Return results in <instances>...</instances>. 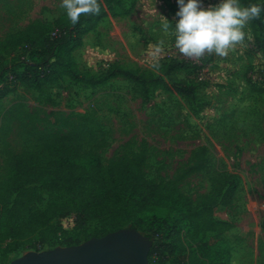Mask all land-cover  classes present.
I'll return each instance as SVG.
<instances>
[{
	"label": "rangeland",
	"instance_id": "374dc122",
	"mask_svg": "<svg viewBox=\"0 0 264 264\" xmlns=\"http://www.w3.org/2000/svg\"><path fill=\"white\" fill-rule=\"evenodd\" d=\"M61 2L0 0V40L35 19L57 18L65 11ZM217 3L219 0H203L205 7ZM177 10V0H139L129 16L104 18L74 54L82 68L94 73L118 62L160 74L165 61L188 60V71L174 75L180 79L198 77L202 83L199 100L188 103L163 90L143 100L138 87L122 78L88 86L65 77L43 91L19 85L1 102L0 187L7 185L10 157L25 149L41 150L43 138L50 135L74 133L84 149L101 156L106 167L114 159L128 161L142 152L149 178L175 181L192 198L201 220L227 222L220 225L219 234L231 246L232 264H264V85L248 77L264 60L253 43L251 21L244 29L251 39L246 36L226 56L205 53L200 58L187 57L179 53L174 37L162 27L165 18L175 23ZM16 56L15 50L5 54L8 60ZM227 173L239 176L233 204L208 208L204 196ZM157 212L175 224L173 213L164 208ZM75 220V215H70L62 224L76 236ZM188 223L181 225L183 244L174 248L172 261L176 264H181L191 249L184 245L191 237ZM85 231V235L101 233L100 220L89 222ZM217 234L208 231L205 238L213 240ZM56 246L50 242L44 249ZM7 247V241L0 242V264L3 258L8 264L33 250L26 246L7 252Z\"/></svg>",
	"mask_w": 264,
	"mask_h": 264
},
{
	"label": "trees",
	"instance_id": "16d2710c",
	"mask_svg": "<svg viewBox=\"0 0 264 264\" xmlns=\"http://www.w3.org/2000/svg\"><path fill=\"white\" fill-rule=\"evenodd\" d=\"M138 1L100 0V13L82 14L75 26L64 11L53 20L35 19L0 40V126L1 102L19 85L43 91L48 84L65 77L88 86L122 78L138 87L143 100L163 90L180 95L188 103L197 102L202 85L199 78L180 79L174 75L188 71L190 61L185 59L165 61L160 74L118 62L99 73L79 65L74 52L83 46L84 37L108 16H129ZM240 2L247 5L258 1ZM250 21L254 44L264 56V13ZM12 50L17 52V59L8 60L5 54ZM42 142L41 150L25 149L10 157L8 182L5 188L0 187V242L7 241V252L27 247L40 251L50 242L62 246L79 244L91 236L135 227L152 239L150 264H176L172 261L174 248L184 242L181 225L187 220L191 237L184 245L191 249L181 264H232L231 246L219 234L220 225L227 222L201 220L192 198L175 181L149 178L144 153L128 161L114 159L106 167L101 156L84 149L74 133L46 136ZM238 188V174L223 175L204 196L208 208L219 203L231 206ZM42 202H46L44 207L39 206ZM158 208L173 213L175 224L161 217ZM70 215L76 217V236L62 224V219ZM95 220H100L103 231L85 235V226ZM208 231L218 234L206 240ZM174 235L176 244L170 240ZM1 263L5 264L4 258Z\"/></svg>",
	"mask_w": 264,
	"mask_h": 264
},
{
	"label": "clouds",
	"instance_id": "9594fccd",
	"mask_svg": "<svg viewBox=\"0 0 264 264\" xmlns=\"http://www.w3.org/2000/svg\"><path fill=\"white\" fill-rule=\"evenodd\" d=\"M177 4L178 19L173 24L165 18L167 22L162 27L174 37V46L179 53L196 58L205 53L226 56L246 36L251 39L245 26L264 13V0L247 5H242L240 0H219L208 7L203 6V0H177ZM60 6L73 26L82 14H99L101 11L100 0H62Z\"/></svg>",
	"mask_w": 264,
	"mask_h": 264
},
{
	"label": "water",
	"instance_id": "95a60500",
	"mask_svg": "<svg viewBox=\"0 0 264 264\" xmlns=\"http://www.w3.org/2000/svg\"><path fill=\"white\" fill-rule=\"evenodd\" d=\"M152 240L135 227H123L79 244L30 250L8 264H149Z\"/></svg>",
	"mask_w": 264,
	"mask_h": 264
},
{
	"label": "built area",
	"instance_id": "2783aa9c",
	"mask_svg": "<svg viewBox=\"0 0 264 264\" xmlns=\"http://www.w3.org/2000/svg\"><path fill=\"white\" fill-rule=\"evenodd\" d=\"M248 77L253 83L264 85V62L263 65H260L254 69H251L248 72Z\"/></svg>",
	"mask_w": 264,
	"mask_h": 264
},
{
	"label": "crops",
	"instance_id": "0c3cea01",
	"mask_svg": "<svg viewBox=\"0 0 264 264\" xmlns=\"http://www.w3.org/2000/svg\"><path fill=\"white\" fill-rule=\"evenodd\" d=\"M254 41V40H253ZM254 43V42H253ZM255 45V44H254ZM256 47V46H255ZM257 49V48H256ZM257 51L259 52V55L261 56V58L264 60V56H263V54L261 53V51H259L258 49H257Z\"/></svg>",
	"mask_w": 264,
	"mask_h": 264
}]
</instances>
